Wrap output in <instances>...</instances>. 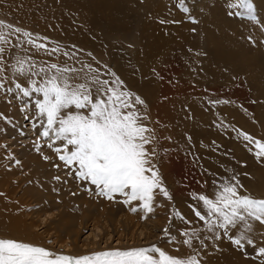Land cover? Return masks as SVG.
I'll return each mask as SVG.
<instances>
[{
	"label": "rangeland",
	"instance_id": "rangeland-1",
	"mask_svg": "<svg viewBox=\"0 0 264 264\" xmlns=\"http://www.w3.org/2000/svg\"><path fill=\"white\" fill-rule=\"evenodd\" d=\"M230 2L187 0L191 11L184 13L178 0H0V21L12 25L0 28L4 49L0 53V160L8 154L20 159L28 139L39 145L46 160L56 163L54 172L30 166L32 172L26 168L13 176L10 217L0 202V238L74 256L155 244L175 257L197 252L201 264H264V256L256 251L264 246V224L253 223L256 248L240 250L223 233L220 240L205 239L212 234L190 208L194 193L212 195L213 181L223 183V178L232 176L243 185L241 195L264 199V157L258 159L254 148L249 151L253 145L240 135L244 132L264 141V0H252L256 20L231 14L236 10L228 7ZM161 19L169 23L161 24ZM17 27L33 39L47 37L38 43L47 44L49 52L28 43L23 31L15 32ZM56 48L60 50L51 52ZM201 52L206 55H198ZM19 60L25 68L34 65L33 72L57 64L75 67L84 76L85 66L91 65L101 79H112L109 69L119 76L122 87L144 101L136 108L147 116L142 123L156 138L147 147L149 151L155 147L158 153L153 162L172 200L158 194L151 213L139 207L132 211L139 202L125 204L119 194L109 200L98 195L94 185L77 179L74 169L69 174L59 154L48 147L51 141L41 135L42 127H32L34 105L26 108L28 98L8 91L17 83L28 84L29 78L17 72ZM177 210L186 220L176 215ZM193 228L200 230L203 246L199 240L191 248L184 243V231Z\"/></svg>",
	"mask_w": 264,
	"mask_h": 264
},
{
	"label": "snow or ice",
	"instance_id": "snow-or-ice-1",
	"mask_svg": "<svg viewBox=\"0 0 264 264\" xmlns=\"http://www.w3.org/2000/svg\"><path fill=\"white\" fill-rule=\"evenodd\" d=\"M178 7L184 13L191 11L187 0H178ZM228 7L236 10L231 14L257 19L252 0H232ZM171 22L179 23L174 20ZM159 23L169 21L161 19ZM3 27L12 25L0 21V28ZM22 31L29 38L28 43L37 50L49 52L47 44L38 43L40 39L47 40V37L37 36L33 39L31 33L15 28L17 33ZM2 36L3 33H0V38ZM248 39L252 40V37ZM59 50L56 48L51 52ZM3 51L0 48V53ZM64 54L69 55L67 52ZM18 64L20 67L17 72L29 78L28 84L24 86L17 83L8 91L18 92L22 99L28 98L25 100L26 108L34 105L35 113L31 117L33 127H42L41 135L52 142L48 144L49 148L61 142L55 152L59 154V160L69 167V174H73L74 169L77 179L94 185L98 189L97 194L109 200L119 194L125 198V204L139 202L132 211H137L139 207L151 213L158 194L172 200L158 165L153 162L158 153L155 147L151 151L147 147L156 138L154 131L142 123L147 116L136 108L137 104L143 105L144 101L122 87L124 82L119 76L109 69L108 74L112 79H101L99 70L93 69L91 65L85 66L88 73L81 76L75 67L50 64L33 72L34 65L25 68L22 60ZM31 76H39L40 80H32ZM77 80L82 82H75ZM0 87H3L2 82ZM220 102L210 101L212 104ZM240 135L253 145L249 151L254 148L258 159L264 157V141L244 132ZM55 179L59 180L60 177ZM213 184L215 189L212 195L194 193V202L190 205L194 216L212 234L205 239L220 240L223 233V238L240 250L246 246L256 248L253 223L264 224V199L254 198L250 194L241 195L239 190L243 185L236 176L223 178V183L213 181ZM196 201L200 202V206ZM176 215L186 220L179 210ZM163 231L169 234V228ZM183 235L187 237L184 243L190 248L194 240L204 245L199 229L185 230ZM256 251L258 255L264 256V246L256 248ZM0 264H201V261L197 252L186 257H175L155 244L74 256L29 242L0 238Z\"/></svg>",
	"mask_w": 264,
	"mask_h": 264
},
{
	"label": "bare ground",
	"instance_id": "bare-ground-1",
	"mask_svg": "<svg viewBox=\"0 0 264 264\" xmlns=\"http://www.w3.org/2000/svg\"><path fill=\"white\" fill-rule=\"evenodd\" d=\"M17 106V105H16ZM30 109V108H29ZM35 111V110H34ZM34 114V113H33ZM31 117H33V116H31ZM30 117V118H31ZM21 120V119H20ZM19 120V121H20ZM18 121V122H19ZM22 121V120H21ZM20 124V123H19ZM25 125V124H24ZM18 126V125H17ZM13 127V126H12ZM11 127V128H12ZM32 127H33V124H32ZM18 128V127H17ZM30 128V127H29ZM21 129V128H20ZM19 128H18V130H20ZM16 130V129H15ZM31 130H33V129H26V131L29 133V132H31ZM42 130V129H41ZM25 131V130H24ZM25 131V132H26ZM14 132H16V131H14ZM13 132V133H14ZM17 133H18V131H17ZM22 137V136H21ZM32 137V136H31ZM21 139H23V138H21ZM25 139V138H24ZM27 142H26V144L25 145H23L22 146V150L20 151V153H21V156H20V159H15L14 160V158H13V156L11 155V154H8V155H5V154H3V155H5V157H4V160L2 159V160H0V164L2 163V167H1V170H0V172H1V175H0V202L2 203V205H3V207H4V205H5V208L7 209V212H8V217H10L11 216V206L9 205V203H13V201H14V198H13V195H14V192H15V182H14V180L16 179L15 177V175H17L18 173L20 174L24 169H26V168H28V167H34L35 168V170L36 169H39V168H41V167H48V168H50V170H54V164H56L55 163V161H49V160H46L45 159V153H42V152H40V151H37L36 149H37V147L39 146L37 143L35 144V143H33V142H31V141H28V139H25ZM1 142V141H0ZM44 142V141H43ZM42 142V143H43ZM46 142V141H45ZM52 143V142H51ZM57 143H59V142H56V143H54L53 144V148L55 149L56 147V145H58ZM17 145V144H16ZM60 145V144H59ZM19 146V145H18ZM21 146V145H20ZM44 146V145H43ZM15 147V146H14ZM45 147V146H44ZM7 148V147H6ZM11 148V147H10ZM42 148V147H41ZM46 149H48V147L46 148L45 147V150ZM43 150V149H42ZM48 151V150H47ZM50 151H51V149H50ZM10 152V151H9ZM16 152H18V151H16ZM1 153V152H0ZM20 153H19V155H20ZM47 153V152H46ZM51 153V152H50ZM56 155H58V154H56ZM55 155V156H56ZM50 156H51V158L53 157V154H50ZM54 156V157H55ZM18 157V156H17ZM0 158H1V156H0ZM56 158H57V156H56ZM22 159V160H21ZM14 160V161H13ZM54 160H56V159H54ZM58 160V159H57ZM17 161L19 162V163H17ZM10 162H12L13 164L12 165H9V163ZM54 162V163H53ZM60 162V161H59ZM63 162L61 161V164H62ZM60 164V163H59ZM64 165V164H63ZM62 165V166H63ZM56 168V167H55ZM29 169V168H28ZM27 169V170H28ZM61 169V168H60ZM34 170V171H35ZM64 170V169H63ZM62 170V171H63ZM26 171V170H25ZM28 171H31L30 169L28 170ZM47 171V170H46ZM67 171H69V169L67 170ZM32 172V171H31ZM48 172H50V171H48ZM54 172V171H53ZM24 173V172H23ZM26 173V172H25ZM34 173V172H33ZM65 173V172H64ZM22 174V173H21ZM53 174V173H52ZM25 175V174H24ZM35 175V174H34ZM13 176H15L14 178H13ZM27 176V175H26ZM36 176V175H35ZM20 177V176H19ZM25 177V176H24ZM29 177V176H28ZM56 177H59V176H56ZM62 178L60 177V179L59 180H61ZM26 180V179H25ZM28 180V179H27ZM37 180V179H36ZM54 180V179H53ZM52 180V181H53ZM57 180V179H56ZM16 181V180H15ZM55 180H54V184H55ZM33 183V182H32ZM59 183V182H58ZM69 184H70V182H69ZM17 185V184H16ZM28 185V184H27ZM31 185V184H30ZM29 185V186H30ZM35 185V184H34ZM33 185V186H34ZM60 185V184H59ZM59 185H57L58 187H59ZM66 185V184H65ZM32 186V185H31ZM62 186V185H61ZM21 188V187H20ZM39 188V187H38ZM54 188H56V187H54ZM22 189V188H21ZM62 189V188H61ZM60 189V190H61ZM57 190H58V188H57ZM56 190V191H57ZM66 190V189H65ZM68 190V189H67ZM19 191V190H18ZM24 191V190H23ZM45 191H46V189H45ZM47 191H49V189H47ZM52 191V190H51ZM68 191H70V190H68ZM67 191V192H68ZM29 192V191H28ZM27 192V193H28ZM53 192H55V191H53ZM18 193V192H17ZM39 193V192H38ZM58 193H59V190H58ZM50 194V193H49ZM69 194V193H68ZM24 195V194H23ZM42 195V194H41ZM44 195V194H43ZM60 195H62V194H60ZM59 195V196H60ZM49 196V195H48ZM64 196V195H63ZM62 196V197H63ZM24 197V196H23ZM39 197H40V195H39ZM45 197V196H44ZM52 197V196H51ZM61 197V198H62ZM73 198V197H72ZM84 198V197H83ZM26 199H28V198H26ZM64 199V198H63ZM62 199V200H63ZM70 199V198H69ZM39 200V199H38ZM23 202H25L24 200H22ZM35 201V200H34ZM70 201V200H69ZM65 202V201H64ZM7 203H8V205H7ZM65 203H69V202H65ZM63 206V205H62ZM35 207V206H34ZM37 208V207H36ZM63 208V207H62ZM31 208H29V210H30ZM38 209V208H37ZM108 210H110V209H108ZM15 211V210H14ZM110 211H112V210H110ZM59 212V211H58ZM103 212V211H102ZM19 213H21V212H19ZM49 213V212H48ZM55 213V212H54ZM60 213V212H59ZM50 214H52L51 212H50ZM66 214H67V212H66ZM1 215V214H0ZM28 215V214H27ZM34 215H35V213H34ZM62 215V214H61ZM110 215V214H109ZM51 216V215H50ZM57 216V215H56ZM114 216H115V214H114ZM18 217H20V214H19V216ZM27 217H29V216H27ZM39 217V216H38ZM113 217V214H111V217L110 218H112ZM131 217V216H130ZM2 218V217H1ZM15 218V217H14ZM66 218H67V216H66ZM61 219V218H60ZM113 219V222H115V217H113L112 218ZM67 220V219H66ZM117 220V219H116ZM133 220V219H132ZM142 220V219H141ZM149 220H151V219H149ZM156 220V219H155ZM15 221V220H14ZM27 221H29V220H27ZM58 221H60V220H58ZM112 221V220H111ZM129 221H131V220H129ZM152 221V220H151ZM22 222V221H21ZM45 222V221H44ZM43 222V223H44ZM68 222H69V220H68ZM117 222V221H116ZM137 222V221H136ZM150 222V221H149ZM31 223V222H30ZM61 223V222H60ZM59 223V224H60ZM138 223V222H137ZM156 223V222H155ZM6 224V223H5ZM130 224H133V223H130ZM148 224V223H147ZM26 225V224H25ZM61 225V224H60ZM133 225H135V224H133ZM45 226V225H44ZM1 227V226H0ZM6 227H7V225H6ZM6 227H5V229H6ZM35 227V226H34ZM60 227V226H59ZM63 227V226H62ZM9 228V227H8ZM8 228L6 229V230H8ZM32 228V227H31ZM61 228V227H60ZM63 228H66V227H63ZM97 228V227H96ZM148 228V227H147ZM5 230V231H6ZM25 230H26V228H25ZM28 230H30V229H28ZM65 230V229H64ZM142 230V229H141ZM21 231V230H20ZM23 231V230H22ZM31 232V231H30ZM51 232V231H50ZM143 232V231H142ZM7 233V232H6ZM37 233V232H36ZM23 234H25V233H23ZM29 234V233H28ZM32 234H33V232H32ZM50 234V233H49ZM4 234H2V236H3ZM7 235V234H6ZM18 235H21V233L20 234H18ZM30 235V234H29ZM95 235V234H94ZM7 237V236H6ZM12 237H14L15 238V236H12ZM24 237H26V235L24 236ZM28 237H30V236H28ZM5 238V237H4ZM26 240V239H25ZM32 240H34V239H32ZM31 240V241H32ZM37 240V239H36ZM21 241V240H20ZM33 244V243H32ZM91 244V243H90Z\"/></svg>",
	"mask_w": 264,
	"mask_h": 264
}]
</instances>
